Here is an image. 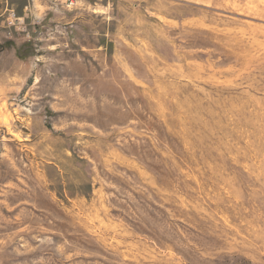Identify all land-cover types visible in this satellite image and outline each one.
Instances as JSON below:
<instances>
[{
	"label": "rangeland",
	"instance_id": "374dc122",
	"mask_svg": "<svg viewBox=\"0 0 264 264\" xmlns=\"http://www.w3.org/2000/svg\"><path fill=\"white\" fill-rule=\"evenodd\" d=\"M0 264H264V0H0Z\"/></svg>",
	"mask_w": 264,
	"mask_h": 264
}]
</instances>
